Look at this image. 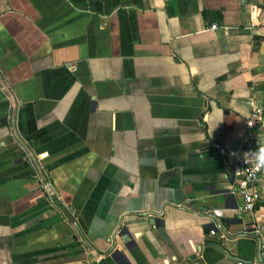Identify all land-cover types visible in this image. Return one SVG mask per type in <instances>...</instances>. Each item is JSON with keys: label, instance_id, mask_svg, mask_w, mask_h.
<instances>
[{"label": "crops", "instance_id": "crops-1", "mask_svg": "<svg viewBox=\"0 0 264 264\" xmlns=\"http://www.w3.org/2000/svg\"><path fill=\"white\" fill-rule=\"evenodd\" d=\"M263 99L264 0H0V264L258 259Z\"/></svg>", "mask_w": 264, "mask_h": 264}, {"label": "built area", "instance_id": "built-area-1", "mask_svg": "<svg viewBox=\"0 0 264 264\" xmlns=\"http://www.w3.org/2000/svg\"><path fill=\"white\" fill-rule=\"evenodd\" d=\"M217 27L216 23L212 24V28ZM243 142L247 148V153L244 155L227 150L217 143H214V147L221 154L235 158L234 172L237 183L228 193L234 197L239 195L243 201L244 210L254 214L264 201V162L260 160V155L264 153V99L252 110L247 130L243 135ZM41 182L49 198L50 194L59 198L48 180L44 179ZM254 231L260 235V259L250 262L238 260L236 264H264V222L255 225Z\"/></svg>", "mask_w": 264, "mask_h": 264}, {"label": "water", "instance_id": "water-1", "mask_svg": "<svg viewBox=\"0 0 264 264\" xmlns=\"http://www.w3.org/2000/svg\"><path fill=\"white\" fill-rule=\"evenodd\" d=\"M58 197H55V196H51V194H50V199L51 200H53V201H55L56 202V200L55 199H57ZM154 221L155 220H151V223H154ZM209 229L210 230H213V232H218V227H217V224H216V222H212V224H211V226H209ZM121 240L123 241V242H125V243H127V242H129V240H130V237H129V235H122L121 236ZM260 248H261V240H260ZM260 248H259V252H258V259H260ZM238 260H240V258H237ZM245 261V260H244Z\"/></svg>", "mask_w": 264, "mask_h": 264}, {"label": "trees", "instance_id": "trees-1", "mask_svg": "<svg viewBox=\"0 0 264 264\" xmlns=\"http://www.w3.org/2000/svg\"><path fill=\"white\" fill-rule=\"evenodd\" d=\"M216 13H217L218 16L220 15V17H221L220 12L216 11ZM248 248H250V246H249ZM248 248H247V250H248ZM240 250H244V249L241 248ZM251 250H254V249L251 248ZM245 257H246V256H245ZM247 257H248V259H250V257H252V255H247Z\"/></svg>", "mask_w": 264, "mask_h": 264}, {"label": "clouds", "instance_id": "clouds-1", "mask_svg": "<svg viewBox=\"0 0 264 264\" xmlns=\"http://www.w3.org/2000/svg\"><path fill=\"white\" fill-rule=\"evenodd\" d=\"M260 160H261L262 162H264V153H262V154L260 155Z\"/></svg>", "mask_w": 264, "mask_h": 264}]
</instances>
